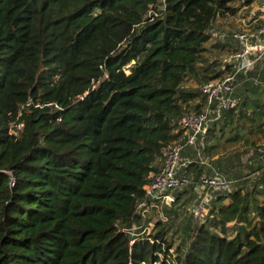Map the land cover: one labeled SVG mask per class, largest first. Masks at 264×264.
<instances>
[{
  "label": "trees",
  "instance_id": "obj_1",
  "mask_svg": "<svg viewBox=\"0 0 264 264\" xmlns=\"http://www.w3.org/2000/svg\"><path fill=\"white\" fill-rule=\"evenodd\" d=\"M232 2L0 0V264H264L260 60L198 139L232 189L186 224L182 254L169 216L140 228L154 209H138L144 184L185 141L180 117L204 107L202 82L232 68L203 53ZM228 143L241 148L220 156ZM178 172L194 188L210 169L191 159Z\"/></svg>",
  "mask_w": 264,
  "mask_h": 264
},
{
  "label": "built area",
  "instance_id": "obj_2",
  "mask_svg": "<svg viewBox=\"0 0 264 264\" xmlns=\"http://www.w3.org/2000/svg\"><path fill=\"white\" fill-rule=\"evenodd\" d=\"M258 9L257 15H250L247 17L248 22L245 21L237 29L232 30L231 36L237 43L236 48L226 59L232 64L231 70L222 73L216 79L201 83L200 89L206 96L205 105L198 112L185 113L180 117L179 123L185 129V141L182 144L177 142L172 144L157 171L150 174L143 186L144 197L139 202L138 209L148 204L159 208V202L170 203L174 199L171 190L190 181L187 175L178 172L180 166L189 161L181 153L184 145L195 147L199 154L198 139H202L207 123L211 119L210 115H218L223 108L236 105L237 98L233 96V90L237 75L251 69L264 54V0H261ZM201 162L204 161L201 159ZM198 183L205 191L191 206L190 212L194 219L201 221L208 215L210 209L212 195L208 191H230L233 181L212 167L209 173L200 177Z\"/></svg>",
  "mask_w": 264,
  "mask_h": 264
},
{
  "label": "rangeland",
  "instance_id": "obj_3",
  "mask_svg": "<svg viewBox=\"0 0 264 264\" xmlns=\"http://www.w3.org/2000/svg\"><path fill=\"white\" fill-rule=\"evenodd\" d=\"M239 2L240 1L238 0H235V1L233 0L232 5L237 7V9L233 13H225L223 15H218L214 19L209 29L210 36L205 42L206 49L203 52L207 60L218 59V60H221L222 63H224L226 59L229 58V55L231 54V52H233L236 46V41L235 39L231 37V32L232 30L237 29L239 25H236V24L232 25L231 24L232 22H231L226 27L227 23L226 22L223 23V20L222 22H219L218 20L219 17L221 19V17L232 15V18L236 19V18H247L250 15L255 16L258 14L259 12L258 6L261 0H251V2L248 3L247 5H241ZM240 24H241V21H240ZM187 84L196 85L195 81L192 79H189ZM210 118H212V115H210ZM199 148H200V152L198 154L195 147L186 145L184 147V151H186V154L183 155L184 158L186 160H191V159H193L194 161L196 160L198 161V163L200 162L201 165H204L206 167L208 166L211 171L212 167L215 168V166L211 162L212 161L211 159L215 158L216 157L215 155L217 154L209 155L208 153H205L201 147ZM240 148H241L240 144H237V143L229 144L228 143L225 145V149L224 150L222 149L220 151V156L225 157V150H227L228 153L232 154V152H235V150H238ZM230 156L232 158L234 157V155H230ZM201 159L204 162H201ZM241 159H244V157ZM177 191H179V193H177ZM204 191L205 190H202L199 183L194 188H191L189 185L183 186L182 188L180 187L173 188L172 194L174 198L176 199V201L172 204V206L168 207L167 205H165V203L159 202L158 203L159 208L154 207V209L148 212V214L145 213L144 216H141L142 219H141L140 224H142V226L140 228H142L143 230H145V232H147L151 229V227L154 226L153 224L156 222L157 219H163V218L167 219L166 217L169 216L168 219L165 221V223L167 222V224L170 225L167 237L168 239L171 240L170 242L171 243V253L172 254L174 253L175 255L182 254L185 250V247L187 245V240H188L185 238L190 233V227L185 229V226L186 224L191 226L192 222L190 220H193V221L196 220L191 215L190 208L195 203V201L198 200L201 197V195L204 194ZM208 192L211 193L212 198H214L218 194V192H216L215 190H209ZM176 193H177V196H176ZM263 196L264 195H260L259 201L261 204L264 205ZM143 220H144V223H143ZM196 221H199V220H196ZM257 221L258 220L255 219V222ZM217 230L219 229L217 228ZM228 232L229 234H233L235 233V229L231 227L228 229Z\"/></svg>",
  "mask_w": 264,
  "mask_h": 264
},
{
  "label": "crops",
  "instance_id": "obj_4",
  "mask_svg": "<svg viewBox=\"0 0 264 264\" xmlns=\"http://www.w3.org/2000/svg\"><path fill=\"white\" fill-rule=\"evenodd\" d=\"M249 18H236V19H233L232 18V15H229V16H225V17H221V19H220V17H219V22H222V20H223V23H227V25H226V27L228 26V24H230L231 22V24L232 25H234V24H236V25H239V26H241L245 21H249L248 20ZM225 20H227V21H225ZM240 21H241V24H240ZM222 23V24H223ZM260 62H261V64L262 65H264V54H263V56H262V58L260 59ZM264 96V95H263ZM262 140H264V135L262 136ZM184 154H186V151L183 153V155ZM216 156V155H215ZM195 187H196V185H195Z\"/></svg>",
  "mask_w": 264,
  "mask_h": 264
}]
</instances>
